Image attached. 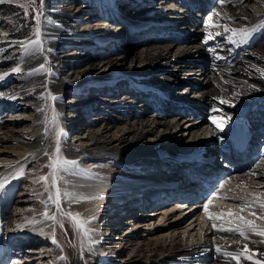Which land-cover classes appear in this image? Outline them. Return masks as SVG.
<instances>
[{"label":"bare ground","instance_id":"bare-ground-1","mask_svg":"<svg viewBox=\"0 0 264 264\" xmlns=\"http://www.w3.org/2000/svg\"><path fill=\"white\" fill-rule=\"evenodd\" d=\"M124 1L127 5L121 3L119 7L112 8L113 11L116 10L112 16L90 13L88 19L93 21L78 41L82 44L99 33L104 45L121 42L116 49L104 48L86 60L83 58V62L71 68L69 73L66 72L65 77H54L43 71L29 75L32 69L38 68L45 61H51L55 65L63 60L64 53L62 55L55 48L62 43L60 38L65 32L60 25L49 20V33L46 31V34L55 37L51 39V46L46 48L42 41V52L24 54L13 66L21 67L26 73L19 88L21 91H18L22 96L20 100H29V93L26 94L28 91L36 96L33 99L34 108L29 109L30 112L18 108L19 110L15 109L16 113H12L13 110H8L11 106H8L10 108L6 112L14 119L7 120L5 124L0 122V156L12 154L18 160L5 169L0 168V180H4L6 188L14 185L17 178L13 179L12 173L15 169H25L24 164H28L30 160L33 164L41 161L45 150L49 153L54 151L55 145L48 139V104L45 98H41L49 91L57 96L49 105L56 107L58 111L70 112L72 116V111L79 108L80 114L73 118V123L67 118V123H70L66 125L69 134L65 133L66 143L61 148L65 159L76 160L79 165L78 168L69 170L76 179L74 185L66 188L71 191L70 200H74L72 203L88 216L94 214V220L88 223L95 230L90 235L94 242L85 239L84 245L91 264H107L108 258L113 255L118 258L117 264H254L255 261L264 264V256L259 255L264 252V242H261L264 237L256 236L234 219L243 216L245 220L253 221L257 228H264V219L255 218L264 217V209L258 206L256 200L257 197L264 200L261 195L264 193V151L260 152L261 148L264 150V77L261 76V72H264V28H258L244 42H240L241 37L236 36L234 39L237 43H243L239 46L229 41L230 33H223L222 28L209 26L210 23L219 22L239 29L253 28L264 23V0H229L226 6H221L219 0H201L202 4L198 0H122ZM216 13H220V16ZM225 13L227 16H224ZM209 17L213 18L211 22ZM149 18L157 21L151 19L148 23ZM217 31L222 35L215 36ZM209 33L214 38L205 43ZM46 34L41 32V40ZM130 42H134V45ZM209 48H214L215 53L209 51ZM45 67L47 68V64ZM79 68L84 69V73L79 72ZM80 73L83 76H79ZM179 75L182 77H178ZM249 85H254L255 88H249ZM85 86L89 88L82 97L73 96V92H70L74 87ZM92 91L95 95H91ZM104 92L109 93L104 96ZM155 92H161L164 98L159 102L153 101L152 95ZM66 94L73 102L101 97V103L84 102L85 105L81 103V106L76 107L75 103L66 101ZM159 96L161 94L157 93L155 97ZM8 97L9 93L0 95V102L9 99ZM103 99L106 101L102 102ZM220 99L228 103L221 104ZM107 100L111 106L106 104ZM98 104H101L104 111L117 113L119 117L112 119L109 116H99L98 118H102L100 122H96L97 117L87 120L89 113L93 115L96 108L98 110ZM40 108L44 111H38ZM88 108L90 110L87 113ZM214 108L220 111L213 112ZM128 111L134 113V116H125L124 113H129ZM212 116L223 122L222 130L212 124ZM184 123L186 126H182ZM240 125L251 137L250 147L243 157L230 156L226 145L232 139L230 136L237 134ZM167 143L170 144L169 147H163ZM177 147V155L167 157V151H173ZM33 153L35 156L31 155ZM41 155V160H36ZM151 157L163 161L161 165L164 166L170 165L166 161H180L181 163H177L179 165L171 167L170 172L186 171L189 176L200 178L207 185L211 186L212 181L213 184H218L220 180L218 190L213 194L209 192L208 195H202V198L193 191L187 197L164 199L170 189L164 186L153 187L149 185L154 182L152 178H148L151 176L142 177L145 175L142 171H147L146 164L154 160ZM222 158L230 165L228 169L221 168L224 162L218 166ZM101 159H109L113 168H94ZM148 172H155V168L148 169ZM133 175H137L135 178L141 176L142 182H139L134 194L129 197V206H123L122 213L111 219L115 224L109 228L113 229L117 222L130 216L126 223H133L137 230L121 240H114L112 252L110 246L102 247L98 240L101 233L98 225L100 215L97 214L104 203L115 201L113 190L116 189L117 182H121L122 177L134 179ZM22 178L23 176L20 179ZM221 184L223 188L220 187ZM144 185L147 187H143ZM33 187L24 186L20 191L23 200L15 204L18 216L24 215V204L21 203H28V190L40 193L43 191L40 183ZM176 187L175 192L182 189L180 186ZM205 201L210 206L224 205L221 213L234 214V217H228L214 212L221 225H224L217 224V227H245L250 240L215 231L212 228L213 220H209L203 210ZM147 202H152L153 206L144 207ZM246 204H251L252 207H244ZM159 205L163 206L157 208ZM150 207L157 209L142 214L141 211L146 212ZM129 208L137 210L130 212ZM252 211L255 216L249 214ZM2 213L0 258L3 249H13L11 252L14 254L10 256V253H6L0 264H10L11 261L12 264H29L35 260L40 261V264H46V260L52 264H68L66 260L59 259L61 256L66 257L67 252L59 245L55 235L48 237L43 211L38 210L35 217L40 220L41 229L36 228L34 231L38 232L36 235L43 233L40 237L32 234L34 231L30 232L32 227L20 229L13 222H10L8 228L11 227V230L7 231L6 236L4 230L7 222L2 217L8 213L7 208ZM145 216L150 219L145 221V229H139ZM156 220L160 222L159 226L156 225ZM24 233H30V236L26 237ZM14 239L18 242L10 244ZM53 239L57 241L56 244L52 243ZM245 244L247 251L244 250ZM217 246L221 249L219 253L216 252ZM23 247H30L29 251L36 256L22 254L26 253ZM32 247L40 249L32 250ZM236 250H239L236 259L223 256L224 251ZM98 253L107 255V259H100ZM249 253L254 254L251 259H245ZM110 263L112 264V260ZM71 264L82 262L74 259Z\"/></svg>","mask_w":264,"mask_h":264},{"label":"rangeland","instance_id":"rangeland-1","mask_svg":"<svg viewBox=\"0 0 264 264\" xmlns=\"http://www.w3.org/2000/svg\"><path fill=\"white\" fill-rule=\"evenodd\" d=\"M160 1H158V3H161ZM198 1L200 2V4H202L201 0H198ZM22 2H25V0H10V2L4 3V4L12 5L15 8H18L19 9L18 12H9L7 10H0V49L3 50V51H0V74H3L4 72H8L9 69H11L13 66H15L18 63V61L23 57V55L21 54V51L19 49V46L18 45H15V46L11 45L9 42L10 41H16V40H27L28 37H30V36L33 39L35 38L34 36H32V27H33L34 21H32V19H31V17H32V15H34V13L32 12V10L30 8L29 9V18L27 20H25L23 18V9L21 7H19V4ZM186 2H187V0H186ZM121 3L123 5H127V3L125 1L122 2V0H119L118 2H117V0H74L73 3H72V0H45L44 16L41 18V32L46 34V31L49 28L47 21H49V20L51 22H54V23L60 25L65 32V35L60 38L61 39L60 42H62V43L58 47L55 48V49L60 50V53L62 55L64 53L63 60H61L58 64H55V65H53L51 63V61H47L46 64H47L48 74H50L51 76H54V77L58 76V75L61 77H65L66 72L69 73L71 68H73L75 65H80L83 62V60H82L83 58H85V60H86L93 53L101 52L104 48L107 50L116 49L117 46L121 42L117 43L115 45H108V44L104 45L101 43V36L99 35V33H95V35L92 36L90 38V40H88L82 44L78 43V41H80L79 37H81L82 33L86 32L88 27H90L89 23H91L93 21V19H88L89 18L88 15L90 13H96L97 15L104 16V17L105 16H112L113 12L116 13V10L113 11L112 8L113 7L114 8L119 7L118 5H120ZM4 4H0V7ZM262 5H263L262 9H264V3H262ZM36 8L37 9L39 8L38 2L36 4ZM151 19H154V18H151ZM151 19L150 18L148 19V23L151 21ZM154 21H157V20L154 19ZM154 30H156V29H154ZM4 33H7V36H5ZM144 37L145 36H143V38ZM159 37H160V35H159ZM54 38L55 37H50L47 34L44 35V37H42V41L45 44L46 48H49L51 46V39H54ZM130 43H132V45H134V42H130ZM130 43H128L127 45H130ZM237 44H239V46L243 45V43H237ZM102 46H103V48H102ZM122 46H124V45L122 44ZM51 49L53 50L54 48L52 47ZM244 53H246V52H244ZM64 58H66L67 60H64ZM79 72L84 73V69L79 68ZM83 73H80L79 76H83ZM25 74L26 73L24 71H22L19 74L12 73L8 77H5L3 80H0V94L9 93L10 97H13V96L15 97L14 99L9 98L7 100H2L0 102V122L1 123L3 122L2 124H5V122L9 119H14V117H10L9 113L6 112V110L8 108H10L8 106H11V109H8V110H10V111L13 110V111H11L12 113H16L15 109H18V108L25 110V111H29V109L34 108V105H33L34 100L33 99H35L36 95H34L28 91L26 94L29 93V96H28L29 100L24 102V101L20 100V98L22 96L20 94H18L19 93L18 91H21L19 88L21 87L20 85L22 83V80H23V77L25 76ZM92 74H94V73L92 72ZM178 77H182V76L179 75ZM194 77L199 79L198 76H194ZM180 82H183V80H181ZM88 88L89 87H86V86L84 88L74 87L70 92H73L72 93L73 96L82 97V96H84V93H87ZM123 89H125V88H123ZM84 90L86 92H84ZM47 93H49V91H46L44 93L45 97H47ZM108 93L109 92H104L103 94H104V96H107ZM157 93L161 94V96H159V98L155 97ZM92 94L95 95L94 91H92L91 95ZM52 95L55 96L54 94H52ZM55 97H57V96H55ZM68 97H69V95L66 94L64 98L66 99V101L72 103L73 99H68ZM152 97L154 98V99H152L153 101L159 102L162 98H164V94H162L161 92H155L154 95H152ZM100 99H101V97H98L97 99L96 98L95 99L89 98V100H86L84 98V99H78L73 103H75L74 106L79 107V106H81L80 104L81 103L84 104V102L87 103V102H91V101H96L98 103L99 102L101 103V101H99ZM45 100H46V104H48L47 114H48V121L50 124L48 139L50 140V143L54 144V133H55V131H57L58 129H62L63 130V136L61 138V146H62L63 143L66 141V140H64L65 133L69 134V132L67 133L68 130H67L66 125H68L70 123L69 122L67 123V118L70 119V122L73 123L75 120V119L73 120V118H75L77 114H80L78 112L79 108H75L74 111H72L73 114L71 116L70 112L69 113L61 112V111H58L56 109V107L53 108L51 105H49V103L52 102L51 99L45 98ZM105 101L106 100L103 99L102 102H105ZM143 101H145V100L143 99ZM106 104L108 106H111V103L108 100H107ZM141 104H144V102H142ZM88 105H89V103H88ZM13 106H14V108H13ZM99 108H100V111H98ZM262 108H264V107H262ZM53 109H55V112L59 114L58 121H55V118L53 115ZM89 110H90V108H88V110L86 112L88 113ZM98 110L96 108V111L93 113V115H90V113H89L88 115L90 117L87 120L91 121V117H92V119L97 117L96 122H100L102 118H98L99 116L100 117L101 116L102 117L109 116L112 119H116L117 117H119V115L117 113H110V112L104 111V108H101V104H98ZM128 112L129 113L125 112L124 115L127 116L129 114L132 117L134 116V113H131L130 111H128ZM25 122H27V121H25ZM65 123H67V124H65ZM71 126L74 127L73 125H71ZM182 126H186V123H184ZM82 129H83V127H82ZM71 133H72V131H71ZM71 138H72V136H71ZM169 145L170 144H168V143L163 144V147H169ZM163 150H164V148H163ZM263 151H264L263 148H261L260 152H263ZM41 157H42V155L39 156L36 160L40 159ZM43 157H44V159H42V160L40 159L41 161H35L34 164H33L32 160H30L29 161L30 163L28 162V164L25 163L24 165H26V166H25V173L23 175V178L20 179L21 176H18L17 177L18 181L17 180L14 181V185L12 184L10 186H7V188H5V190H0V214H3L2 212L6 208L8 210V213L4 217H2L7 222V225L5 226V230H4L5 235L7 236V231L10 232V230H11L10 229L11 227L8 228L10 222H13V224L19 226L20 229H27V228L32 227L30 232L34 231V229H36V228L39 229L41 225H39L40 220L35 218L36 213L38 210H41L44 212L45 211V204L41 203V202L42 201L47 202V204H48V215H50V216L56 215V218H57V222H55V223L52 220H45L44 219V221L46 222L45 224H47L46 227H48V230L46 229V231H48L47 232L48 237H52L55 235L59 245H61V247L64 249L65 253L67 252L65 256H66V261L68 262V264H71V262L74 259H78L79 261L82 262V264H91L89 254L87 253L85 246H84L86 240L81 235V232L83 231V229L78 230V226L75 224V222L70 217L62 216L59 212L56 211V205L54 203V201L56 199V191H55V188H53L51 186V176L49 175L51 173L52 169L49 167H45V165L48 163V156L44 155ZM110 160H112V159H110ZM108 161H109V159L108 160H104V159L102 160L101 159L99 162H96V165L94 168H97V169L113 168V164L109 163L111 161H109V162ZM17 162H18V160H16L12 154H10V156L7 155L5 157L0 156V168L1 169L2 168L5 169L8 165H13V164H16ZM218 166H219V163H218ZM222 173H224V172H222ZM0 175H1V171H0ZM40 176H46V177H48V180L47 181H40L39 180ZM136 176L137 175H133L132 178H135ZM75 180L76 179L71 176L69 171L61 172L57 176L56 186H57V184H59L61 186H65L68 189V187H70L72 184L74 185L76 183ZM34 181H36V182L34 183ZM219 182H220V180L218 181V184L217 183L213 184V181H212L211 182L212 185L211 186L209 185L210 188L208 189V191H206L205 195H208L209 192L211 194H213L215 190H218ZM39 183L43 187V191L40 193V192L32 191L33 189L28 190V195L26 197V199H29L28 203H21V204H24V210H23L24 215L18 216V213L15 210V204L18 201L23 200V198L20 197L21 196L20 191L23 190L24 186H28V187L32 188L33 186L36 187V185ZM46 183L48 184V187H49L48 192L44 191V185ZM50 194L53 197L52 200L48 199ZM59 199H60V206L64 210V212H71V213H73V215L78 213L79 216L77 217V219L81 223L90 220L93 217L92 215H94V214H91L90 216H88V214L85 211H82L81 209L78 208L79 206L76 207L74 205V202L72 203V201H74V200H70V199H66V198L61 199L60 196H59ZM205 203H206V201L204 202V204ZM204 204H202V205H204ZM149 206H153V203L147 202L144 207H149ZM162 206L163 205H160L157 208H160ZM222 206H224V205H222ZM222 206L221 207H219L218 205L215 206V204H214V206H213V204H211V206L208 205V207H210L209 210L211 209L210 213L212 214V216L214 218H217L215 220V222L218 225H221V223L219 222L217 214H218V212L221 213V211H223L224 207H222ZM157 208L150 207L149 209H146V210H148L146 212H143L141 210L140 211L142 212V214H147L149 211H153ZM214 212H216L217 214ZM123 216H125V215H123ZM129 217L130 216L125 217V220H121V222H117V224H116V225H118L119 223H121V225L119 224L120 226L118 225L119 232H117L116 235H114V237L111 239L110 244L108 245L111 247L112 252H113L112 248L114 247V244H112V243H114L113 242L114 240H121L127 234H130L131 232H134V230H137L136 227H134L132 225L133 223L132 224L126 223L128 221L127 219ZM152 218H154V216ZM149 219L150 218L148 216H145L143 218L144 221L142 224H140L141 227H139V229H145L144 225H146V223H147L145 221L146 220L149 221ZM60 222L63 223V227L60 226ZM155 223L157 226H159L158 223L160 224V222H157V220ZM221 226H224V225H221ZM113 229H117V228L113 227ZM93 233L94 232H91L89 235H92ZM34 248H37V247H34ZM34 248L32 247V250H35ZM29 249H31V248L25 247L24 251L26 253L22 252V254H26L28 256H36L31 250L29 251ZM37 249H40V248H37ZM108 255H109V252H108ZM115 257L116 256H114V255L112 258L109 257L108 263L111 264L110 261L112 260V264H117L118 258L116 257V259H114ZM32 258H34V257H32ZM12 263H13V261H11L10 264H12ZM29 264H40V261H38V260L30 261ZM46 264H52V263L49 262L48 260H46ZM93 264H98V263L95 262Z\"/></svg>","mask_w":264,"mask_h":264},{"label":"snow or ice","instance_id":"snow-or-ice-1","mask_svg":"<svg viewBox=\"0 0 264 264\" xmlns=\"http://www.w3.org/2000/svg\"><path fill=\"white\" fill-rule=\"evenodd\" d=\"M6 2H10V0H0V4H4ZM37 2L39 3V8H36V4ZM221 6H226L229 3V0H219ZM44 4H45V0H25V2H22L19 4V7H21L23 9V18L25 20H27L29 18V9L31 8L32 12L34 13V15H32L31 19L32 21H34L33 27H32V36H34L35 38L33 39L31 36L28 37L27 40H16V41H10L9 43L11 45H18L19 49L21 51V54H29V53H36V52H42L43 48H42V40H41V18L44 16ZM217 16H220V13H216ZM225 16H227V13L224 14ZM209 21H212V17L208 18ZM228 19H231V17H228ZM210 27H217V28H222L223 29V33H230L228 39L231 43H237V41L234 39L236 36H240L241 37V41L240 42H244L246 41L255 31H257L258 28H264V23H261L253 28H245V27H241L239 29L234 28V27H229L228 25H224V24H220L219 22H217L216 24H211L209 25ZM5 36H7V33H4ZM222 33L220 31H217L215 33V36H221ZM214 38L212 33H209L208 37L206 38V40L204 41L205 43H208L210 40H212ZM209 51L215 53V49L214 48H209ZM0 51H3L2 49H0ZM46 61L45 63H41L40 66L38 68H34L32 69V72L28 73L29 75L33 74V73H40V72H48V69L45 67ZM22 72V68L17 66V67H13L11 69V73H16L19 74ZM11 73L9 72H4L3 74H0V80H3L5 77H7L8 75H10ZM261 76L264 77V72H261ZM249 88H255L254 85H249ZM257 91H259L260 89H255ZM2 95V94H0ZM238 95V94H237ZM8 98H12L14 99L15 97H8ZM41 98H47V99H51V100H55L56 97L52 95L51 92L47 93V97H41ZM221 104L224 103H228V101H225L223 99H220L219 101ZM231 106V105H230ZM38 111L43 112L44 109L40 108L38 109ZM213 112H219L220 109L218 108H214L212 109ZM53 115L55 118V121H58L59 119V114L55 112V109H53ZM230 119V117H229ZM211 122L213 125H215L216 128L219 129H223L224 125L223 122L218 119L216 116H212L211 117ZM63 136V130L62 129H58L57 131H55L54 133V151L50 154L47 150L44 151V155L48 156V163L45 165V167H49L52 169L51 173L49 174L51 176V186L53 188H56V180H57V176L61 173V172H67L70 169L73 168H78V162L76 160H69V159H65L63 154H62V148H61V138ZM33 156H35V153L31 154ZM25 173V169L23 167H20L18 169H15L12 173V178L16 179L18 176H23ZM249 175H253L252 173H249ZM40 181H47L48 177L46 176H40L39 177ZM36 181H34L35 183ZM221 188H223V184L220 185ZM6 188V184L4 182V180H0V190H5ZM44 191L48 192L49 191V187L48 184L46 183L44 185ZM59 189L56 188V199L54 201L55 205H56V211L59 212L62 216H67L70 217L75 224L78 226V230L79 229H83V231L81 232V235L85 238L88 239L90 242H94L91 241L90 238V233L94 232V229L91 228H84V225L87 223H91L92 220H94V217L91 218L88 221H85L83 223H81L77 217L79 216V214H75L73 215V213L71 212H64V210L61 208L60 206V199H59ZM71 194L68 192L64 193L65 198L67 199ZM262 196H264V193L261 194ZM49 200H52L53 197L50 194L48 197ZM257 202H258V206L261 209H264V200H260L259 197L256 198ZM41 203L45 204V211L42 213V215L44 216L45 220H52L54 223L57 222V218L56 215H48V204L44 201H42ZM209 203H211V201L209 200ZM244 207H248L251 208L252 205L251 204H246L244 205ZM203 210L204 212L207 214L208 219L209 220H213V224H212V228L217 231V232H221V233H228L232 236H238L241 238H244L245 240H250V237L248 235H246L245 232V227H247L248 229H250L256 236H260V237H264V228H257L255 223L251 220H245L243 216H238V217H234V214L232 212H227V213H220V216H228V217H234L235 221L238 222L239 224L245 226V227H233V226H228V227H217V224L215 222V219L212 214L208 211V205L205 204L203 206ZM243 211V208L241 209ZM250 215L255 216V212L252 211L249 213ZM256 219H264V217H260V216H255ZM60 226L63 227V223L60 222ZM19 227V226H18ZM223 238V237H222ZM264 242V241H261ZM52 243L56 244L57 241L55 239L52 240ZM244 250L247 251V244H245L244 246ZM221 249L219 246H217L216 248V252H220ZM237 251H224L223 252V256L226 257H230L232 259H236L237 256ZM254 253H249L248 256L245 257V259H251L252 255ZM260 256H264V252H260L259 253ZM59 259L61 260H66V257L61 256L59 257ZM254 264H261L260 261H255Z\"/></svg>","mask_w":264,"mask_h":264},{"label":"trees","instance_id":"trees-1","mask_svg":"<svg viewBox=\"0 0 264 264\" xmlns=\"http://www.w3.org/2000/svg\"><path fill=\"white\" fill-rule=\"evenodd\" d=\"M0 10H7L9 12H18L19 9L13 7L12 5L4 4L0 7Z\"/></svg>","mask_w":264,"mask_h":264}]
</instances>
